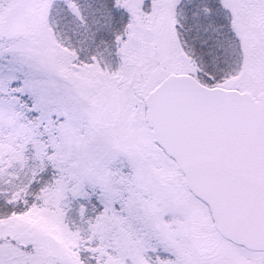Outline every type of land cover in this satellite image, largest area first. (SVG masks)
Segmentation results:
<instances>
[{
    "label": "snow or ice",
    "instance_id": "1",
    "mask_svg": "<svg viewBox=\"0 0 264 264\" xmlns=\"http://www.w3.org/2000/svg\"><path fill=\"white\" fill-rule=\"evenodd\" d=\"M0 264H264V0H0Z\"/></svg>",
    "mask_w": 264,
    "mask_h": 264
}]
</instances>
